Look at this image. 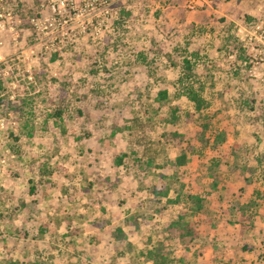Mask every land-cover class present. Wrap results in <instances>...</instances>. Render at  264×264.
Returning <instances> with one entry per match:
<instances>
[{"label":"rangeland","instance_id":"obj_1","mask_svg":"<svg viewBox=\"0 0 264 264\" xmlns=\"http://www.w3.org/2000/svg\"><path fill=\"white\" fill-rule=\"evenodd\" d=\"M7 1L5 58L47 0ZM106 1L97 34L0 64V264H264V0Z\"/></svg>","mask_w":264,"mask_h":264},{"label":"built area","instance_id":"obj_2","mask_svg":"<svg viewBox=\"0 0 264 264\" xmlns=\"http://www.w3.org/2000/svg\"><path fill=\"white\" fill-rule=\"evenodd\" d=\"M80 2L81 6H78L74 0H47L46 3L39 5L29 19L33 36L31 45L27 50L19 46L16 48L18 50H14L5 58L2 54V48L6 46L3 37L10 34L15 44H18L15 28L19 25L20 13L18 8L8 4L7 0H0V64H6L7 60L13 59L18 62L31 61L38 54L35 53V49L42 42L41 36L59 44L64 43V40L69 43L74 42L78 34L84 33L87 26L91 25V20L88 19L91 15L96 16L95 34H97L102 26H105L109 4L106 0H80ZM97 19L100 20L97 22ZM7 69L8 66L4 71ZM3 74L7 75L8 71ZM3 121L0 119V126L4 125Z\"/></svg>","mask_w":264,"mask_h":264},{"label":"trees","instance_id":"obj_3","mask_svg":"<svg viewBox=\"0 0 264 264\" xmlns=\"http://www.w3.org/2000/svg\"><path fill=\"white\" fill-rule=\"evenodd\" d=\"M182 64L184 67L183 70L185 71L183 72V75L186 76V79H189L190 74L193 70V66L190 64L189 60H186L185 57L182 59ZM181 98H184V101H182ZM171 99L181 100L178 101V104L176 106H172L171 110L173 111V113L177 110H183L187 121L201 120L204 117V112L209 106L208 101L203 96V86H194L190 82H187V84L184 85L182 84V78L180 77L177 79V87L172 94ZM165 100L169 102V95L167 90H159L156 94V101L162 102ZM185 103H187L186 110H184ZM186 160V153H182L178 157H176L175 163L179 167H183L186 163ZM188 201L192 202L193 207L191 209L193 213H198L201 210L202 198L189 195ZM185 229H187V227H185ZM187 231H190L189 228L187 229Z\"/></svg>","mask_w":264,"mask_h":264}]
</instances>
